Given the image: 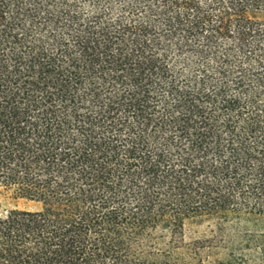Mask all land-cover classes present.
<instances>
[{"label":"trees","instance_id":"1","mask_svg":"<svg viewBox=\"0 0 264 264\" xmlns=\"http://www.w3.org/2000/svg\"><path fill=\"white\" fill-rule=\"evenodd\" d=\"M0 198V264H264V0H0Z\"/></svg>","mask_w":264,"mask_h":264},{"label":"rangeland","instance_id":"2","mask_svg":"<svg viewBox=\"0 0 264 264\" xmlns=\"http://www.w3.org/2000/svg\"><path fill=\"white\" fill-rule=\"evenodd\" d=\"M0 206L2 209H10L13 207V203L10 201H5L0 198ZM18 208H29L24 202L18 203ZM207 237V224L204 225H188L185 228V240L194 241L197 239H203Z\"/></svg>","mask_w":264,"mask_h":264}]
</instances>
